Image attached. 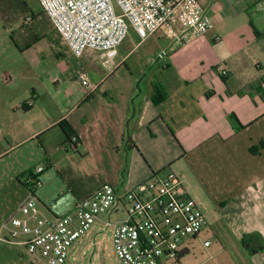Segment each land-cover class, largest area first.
<instances>
[{
	"label": "crops",
	"instance_id": "crops-1",
	"mask_svg": "<svg viewBox=\"0 0 264 264\" xmlns=\"http://www.w3.org/2000/svg\"><path fill=\"white\" fill-rule=\"evenodd\" d=\"M200 1L212 21L216 13L226 11L217 0ZM234 1L242 4L240 0ZM1 10L2 0L0 26ZM250 26L253 37L247 41L246 50L255 47L253 55L257 57L252 61L255 70L243 66L225 70V59L216 57L204 66L205 70H166L162 66V70L148 71L149 80L139 78L120 86V91L115 86L107 90L105 83L117 71L113 69L126 57L118 63L116 59L115 67L96 70L97 90L91 94L86 91L82 102L69 113H61L55 105L58 116L42 113L29 118L38 109L34 95L40 92L43 72L0 70V148L12 135L24 137L20 143L55 129L65 135L59 127L63 120L76 132L78 144L84 143L92 132L99 138H108L117 155L121 148L127 153V160L117 164L119 169L126 168V174L109 175L108 180L116 184L110 185L125 191L170 171L182 182L196 180L208 199L220 207L218 213L222 217L214 219L215 226L223 233L225 226H229L231 233L228 234L250 256L252 264H264V20L258 26L251 22ZM186 44H173L175 52L180 54L179 47ZM242 48L237 38V52ZM27 75L32 81L30 88H34L33 97L28 101L19 99L15 92L16 78ZM6 77L10 82H4ZM156 87L167 96L158 105L153 102ZM77 110L84 113L79 124H73L67 118ZM7 119L15 122V129ZM104 184L109 183H102L86 194L71 190L75 203ZM209 227L221 242L215 229Z\"/></svg>",
	"mask_w": 264,
	"mask_h": 264
},
{
	"label": "rangeland",
	"instance_id": "rangeland-1",
	"mask_svg": "<svg viewBox=\"0 0 264 264\" xmlns=\"http://www.w3.org/2000/svg\"><path fill=\"white\" fill-rule=\"evenodd\" d=\"M226 1L230 6L224 0H217L226 11L215 14L211 30L179 47L180 54L175 52L173 44L174 47L169 45L171 40L164 30L143 43L131 31L119 48L117 63L126 58L119 67L113 69L117 71L104 88L108 90L115 86L120 91V86L131 80H149L151 74H147L148 71L162 70V66L166 70H205L204 66L216 57L225 59V70H237V67L242 66L247 70H255L252 64L253 58L257 57L253 55L255 47L251 45L250 51L246 48L247 41L253 37L250 23L258 26L260 20H264V0H240L241 5L234 0ZM1 14L0 70H39L44 74L39 85L40 92L34 95L39 103L38 109L30 113L29 118L42 113L58 116L55 105L61 113H69L86 96L76 71L83 66L89 81L94 84L96 70H107L101 65L98 53L87 51L80 59L76 58L36 0H2ZM237 38L243 47L239 52ZM163 50L168 51V57L158 60ZM16 79L17 97L26 101L32 99L34 88H30L31 77L27 75ZM83 113L82 110L74 111L67 119L79 124ZM7 121L13 129L16 128L14 121ZM23 140L24 137L12 135L0 148V227L16 207L29 199L30 192L25 186L30 170L38 167L44 169L39 176L36 198L42 206L51 207L58 216L73 210L75 199L71 190L86 194L102 183L115 186L108 180L109 175L119 174L123 177L127 172L126 168L122 170L117 165L118 161L122 163L127 160L124 149L121 148L117 155L111 148L110 140L99 138L94 132L76 148L58 129L20 143ZM183 182L192 199L206 215L208 224L201 239L194 242L193 249L180 258L179 263L252 264L250 256L242 248L239 249L237 241L230 237L229 226H225V233L215 226L214 219L222 217L218 213L219 205L208 199L196 180L183 179ZM225 205L220 204L221 207ZM210 225L221 242L211 231ZM3 238H0V264H33L19 243L8 242ZM206 239L211 241L208 249L203 246ZM70 261L71 264H121L113 248L111 230L107 232L99 223L94 224L91 233L75 244Z\"/></svg>",
	"mask_w": 264,
	"mask_h": 264
},
{
	"label": "built area",
	"instance_id": "built-area-1",
	"mask_svg": "<svg viewBox=\"0 0 264 264\" xmlns=\"http://www.w3.org/2000/svg\"><path fill=\"white\" fill-rule=\"evenodd\" d=\"M37 2L76 58L95 51L107 69L115 67L119 48L131 31L143 43L164 30L173 44L182 45L208 33L213 22L200 0ZM166 57L168 53L163 51L158 60ZM77 77L89 94L97 90L83 66ZM4 82L10 79L4 78ZM43 172L42 167L28 172L29 199L0 227V238L19 243L33 264H71L74 245L91 233L96 223L107 232L111 230L121 264H180L207 226L206 216L172 171L125 191L104 184L77 200L73 210L63 216L36 198ZM203 246L209 248L211 241L204 240Z\"/></svg>",
	"mask_w": 264,
	"mask_h": 264
},
{
	"label": "trees",
	"instance_id": "trees-1",
	"mask_svg": "<svg viewBox=\"0 0 264 264\" xmlns=\"http://www.w3.org/2000/svg\"><path fill=\"white\" fill-rule=\"evenodd\" d=\"M166 93L164 90L156 87L155 88V95L153 97V102L155 105H158L160 104L162 101H164L166 99ZM59 127L62 128V130L64 131V134H65V137H66V140L68 142H70L73 146H76L78 145V136L76 134V132L74 131V129L72 128V126L69 124V122L67 120H63L60 122L59 124ZM76 138V142H73V139ZM252 152H254L252 150ZM245 249L247 250V246L245 245Z\"/></svg>",
	"mask_w": 264,
	"mask_h": 264
}]
</instances>
